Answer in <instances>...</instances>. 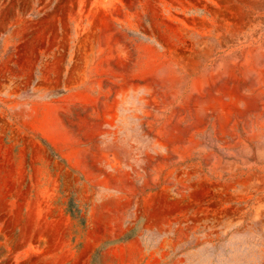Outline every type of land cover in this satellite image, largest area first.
<instances>
[{
  "label": "rangeland",
  "instance_id": "374dc122",
  "mask_svg": "<svg viewBox=\"0 0 264 264\" xmlns=\"http://www.w3.org/2000/svg\"><path fill=\"white\" fill-rule=\"evenodd\" d=\"M0 264H264V0H0Z\"/></svg>",
  "mask_w": 264,
  "mask_h": 264
}]
</instances>
